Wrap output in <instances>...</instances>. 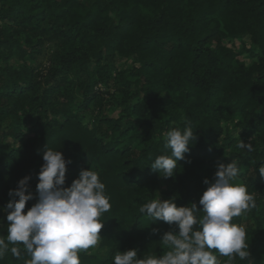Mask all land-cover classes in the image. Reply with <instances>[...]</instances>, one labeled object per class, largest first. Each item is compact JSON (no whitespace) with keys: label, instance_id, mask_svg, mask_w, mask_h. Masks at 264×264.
Listing matches in <instances>:
<instances>
[{"label":"trees","instance_id":"obj_1","mask_svg":"<svg viewBox=\"0 0 264 264\" xmlns=\"http://www.w3.org/2000/svg\"><path fill=\"white\" fill-rule=\"evenodd\" d=\"M45 51L44 68L11 64ZM183 117L197 139L165 179L150 164ZM48 147L72 161L65 187L91 167L112 198L100 245L81 264H112L133 248L161 255L175 225L140 206L164 183L163 200L202 208L204 179L231 159L257 201L242 221L250 256L237 264H264V0H0V208L25 176L35 195ZM7 224L0 211V234ZM0 264L22 261L8 253Z\"/></svg>","mask_w":264,"mask_h":264},{"label":"clouds","instance_id":"obj_2","mask_svg":"<svg viewBox=\"0 0 264 264\" xmlns=\"http://www.w3.org/2000/svg\"><path fill=\"white\" fill-rule=\"evenodd\" d=\"M183 127L166 132L164 148L150 166L161 177L172 178L178 161L185 160L196 139L195 131L183 117ZM238 148L253 151L251 143L239 140ZM36 193L29 190L30 176L10 190L11 198L0 211L6 213L7 234H0V260L8 253L22 264H81L80 253L95 250L102 240V217L112 208L111 196L98 170L81 169L70 187H65L67 165L60 150L48 147L43 153ZM240 162L219 163L212 181L197 203L177 206L175 199H150L139 212L151 221L175 225L166 231L160 243L161 255L138 257V249L116 251L112 264H237L250 256L248 231L242 222L257 208L256 194L240 181ZM264 178V165L259 167ZM18 198V199H17ZM36 202L25 212L26 203ZM240 217L241 222H234ZM178 229V231H176ZM156 232V229H153ZM219 257H226L221 260Z\"/></svg>","mask_w":264,"mask_h":264},{"label":"rangeland","instance_id":"obj_3","mask_svg":"<svg viewBox=\"0 0 264 264\" xmlns=\"http://www.w3.org/2000/svg\"><path fill=\"white\" fill-rule=\"evenodd\" d=\"M240 44L241 43H238L237 46L241 47L242 44L241 45ZM46 52L47 51H45V53L40 55L39 58H37V59H32L29 57V55L23 57L22 55L16 54L15 56H13L11 64L15 65V66H21V67H24L25 65H32V66H38V67L44 68L45 66H47V63H46L47 60L46 59H47L48 55L46 54ZM244 60L249 63L251 61V58H250V56H244ZM117 65L126 66L127 64L124 61L118 60ZM107 112L111 113L112 115L117 116L119 109L115 108L114 106H108ZM233 125H234V123L227 124V126L231 127V128L233 127ZM165 189H166L165 184L162 183L161 187L159 188V193H158L159 197L162 200L164 199ZM27 210H28V208L25 207V212Z\"/></svg>","mask_w":264,"mask_h":264},{"label":"built area","instance_id":"obj_4","mask_svg":"<svg viewBox=\"0 0 264 264\" xmlns=\"http://www.w3.org/2000/svg\"><path fill=\"white\" fill-rule=\"evenodd\" d=\"M97 88H98V89H103L102 85H99Z\"/></svg>","mask_w":264,"mask_h":264}]
</instances>
